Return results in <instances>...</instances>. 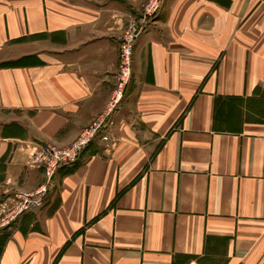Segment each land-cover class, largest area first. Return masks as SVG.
Returning a JSON list of instances; mask_svg holds the SVG:
<instances>
[{
	"label": "crops",
	"instance_id": "crops-1",
	"mask_svg": "<svg viewBox=\"0 0 264 264\" xmlns=\"http://www.w3.org/2000/svg\"><path fill=\"white\" fill-rule=\"evenodd\" d=\"M145 0H0V203L33 144L103 116ZM0 264H264V0H163L120 104Z\"/></svg>",
	"mask_w": 264,
	"mask_h": 264
},
{
	"label": "built area",
	"instance_id": "built-area-1",
	"mask_svg": "<svg viewBox=\"0 0 264 264\" xmlns=\"http://www.w3.org/2000/svg\"><path fill=\"white\" fill-rule=\"evenodd\" d=\"M163 0H145L141 10L131 16L121 35L119 41V61L115 75V84L103 116L83 128V133L78 141L69 149L59 152L52 161L49 156L55 153L49 144H33L28 150V163L31 166L39 167L43 171L44 182L30 191L14 192L0 203L9 211L10 217L4 220L3 225L14 221L25 212L39 210L46 201L48 185L61 165H69L76 161L85 147L95 138L101 130L103 122L111 112L120 104L127 84L131 78L132 55L134 45L141 33L152 23L159 13Z\"/></svg>",
	"mask_w": 264,
	"mask_h": 264
},
{
	"label": "rangeland",
	"instance_id": "rangeland-1",
	"mask_svg": "<svg viewBox=\"0 0 264 264\" xmlns=\"http://www.w3.org/2000/svg\"><path fill=\"white\" fill-rule=\"evenodd\" d=\"M163 2V1H162ZM162 5V4H161ZM123 31H124V29H123ZM123 31H122V33H123ZM86 127V126H85ZM84 128V127H83ZM83 128L79 131V133L67 144V145H58L57 143H50L49 145L53 148V150H54V152L55 153H52V155L51 156H49V161H52V159H53V157L55 156V155H57V154H59V152H62L63 150H67V149H69L71 146H73V144L75 143V142H77L78 141V138H79V136L83 133ZM62 166H64V165H61L60 167H62ZM35 189V188H34ZM31 190H33V189H31ZM19 191H30V190H27V189H22V190H18V191H16V192H19ZM10 215V213H9V211H6V209H4V206H2L1 208H0V227H3V228H5V226H7V225H9L11 222H13V221H11V222H9L8 224H4L3 225V223H4V220H6V219H8V217H10L9 216Z\"/></svg>",
	"mask_w": 264,
	"mask_h": 264
},
{
	"label": "trees",
	"instance_id": "trees-1",
	"mask_svg": "<svg viewBox=\"0 0 264 264\" xmlns=\"http://www.w3.org/2000/svg\"><path fill=\"white\" fill-rule=\"evenodd\" d=\"M76 161H74V162H72L71 164H69V165H74V163H75ZM60 168V167H59ZM58 168V169H59ZM6 237H7V232L6 231H3V232H1V234H0V244L1 245H3V243H4V241H5V239H6Z\"/></svg>",
	"mask_w": 264,
	"mask_h": 264
}]
</instances>
